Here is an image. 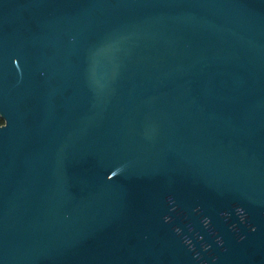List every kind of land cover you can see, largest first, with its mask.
Returning <instances> with one entry per match:
<instances>
[{"label": "water", "instance_id": "obj_1", "mask_svg": "<svg viewBox=\"0 0 264 264\" xmlns=\"http://www.w3.org/2000/svg\"><path fill=\"white\" fill-rule=\"evenodd\" d=\"M0 264H264V0H0Z\"/></svg>", "mask_w": 264, "mask_h": 264}, {"label": "trees", "instance_id": "obj_2", "mask_svg": "<svg viewBox=\"0 0 264 264\" xmlns=\"http://www.w3.org/2000/svg\"><path fill=\"white\" fill-rule=\"evenodd\" d=\"M1 122H3V120H1Z\"/></svg>", "mask_w": 264, "mask_h": 264}, {"label": "flooded vegetation", "instance_id": "obj_3", "mask_svg": "<svg viewBox=\"0 0 264 264\" xmlns=\"http://www.w3.org/2000/svg\"><path fill=\"white\" fill-rule=\"evenodd\" d=\"M2 120V119H1ZM1 120H0V122H1Z\"/></svg>", "mask_w": 264, "mask_h": 264}]
</instances>
